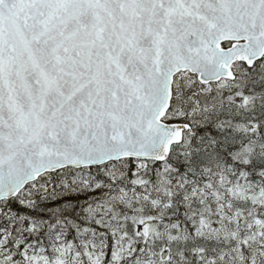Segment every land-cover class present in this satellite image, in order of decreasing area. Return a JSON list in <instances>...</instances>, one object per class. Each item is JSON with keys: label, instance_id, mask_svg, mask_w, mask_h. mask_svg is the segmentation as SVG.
<instances>
[{"label": "snow or ice", "instance_id": "snow-or-ice-1", "mask_svg": "<svg viewBox=\"0 0 264 264\" xmlns=\"http://www.w3.org/2000/svg\"><path fill=\"white\" fill-rule=\"evenodd\" d=\"M0 264H264V0H0Z\"/></svg>", "mask_w": 264, "mask_h": 264}]
</instances>
